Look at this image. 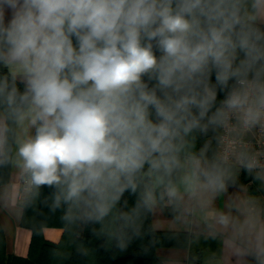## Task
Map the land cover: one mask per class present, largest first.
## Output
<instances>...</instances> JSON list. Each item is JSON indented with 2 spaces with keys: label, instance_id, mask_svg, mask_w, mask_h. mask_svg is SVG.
Here are the masks:
<instances>
[{
  "label": "clouds",
  "instance_id": "clouds-1",
  "mask_svg": "<svg viewBox=\"0 0 264 264\" xmlns=\"http://www.w3.org/2000/svg\"><path fill=\"white\" fill-rule=\"evenodd\" d=\"M0 68V163L15 145L66 219L101 223L125 191L137 210L178 183L219 193L227 169L186 149L264 127V0H0Z\"/></svg>",
  "mask_w": 264,
  "mask_h": 264
},
{
  "label": "crops",
  "instance_id": "crops-1",
  "mask_svg": "<svg viewBox=\"0 0 264 264\" xmlns=\"http://www.w3.org/2000/svg\"><path fill=\"white\" fill-rule=\"evenodd\" d=\"M196 144L194 133L186 151L195 154ZM10 156L7 180L0 184V228L6 255L26 258L32 232L20 224L26 197L21 187L25 173L15 162V145ZM212 158L204 160L215 162ZM223 167L231 178L222 192H190L178 183V200L165 195L163 202L157 198L151 207L155 230L183 232L187 238L185 247L157 248L163 264H195L189 260L190 251L202 255L200 264H264V179H257L264 175V169L249 172L244 167ZM222 215L227 223L220 222ZM62 232L59 227L42 229L43 237L51 243H58Z\"/></svg>",
  "mask_w": 264,
  "mask_h": 264
},
{
  "label": "trees",
  "instance_id": "trees-1",
  "mask_svg": "<svg viewBox=\"0 0 264 264\" xmlns=\"http://www.w3.org/2000/svg\"><path fill=\"white\" fill-rule=\"evenodd\" d=\"M7 72V69L0 68V74ZM222 98V95L217 97L218 100ZM219 131L220 128L204 135L197 133L195 154L207 146L204 158L213 159L214 156V161L218 162L216 145ZM7 163H0V184L7 180ZM55 195L56 190L53 188L43 186L37 190L31 187L29 198L22 204L20 223L32 232L28 256H7L0 228V264H163L156 254L157 248L187 245L183 232L153 228L151 208L137 210L140 189L136 193L125 191L101 223L66 219L68 205L61 203L60 207H54ZM157 198L163 202L166 196L161 197L157 189ZM122 213L130 214V218L121 219ZM44 227H59L63 230L58 243H51L43 237ZM201 258L202 255L195 256L190 251L191 262L200 264Z\"/></svg>",
  "mask_w": 264,
  "mask_h": 264
},
{
  "label": "built area",
  "instance_id": "built-area-1",
  "mask_svg": "<svg viewBox=\"0 0 264 264\" xmlns=\"http://www.w3.org/2000/svg\"><path fill=\"white\" fill-rule=\"evenodd\" d=\"M245 156L254 158L260 165L253 171L264 169V127L243 128L233 119L227 126L220 128L216 159L225 166L243 168L241 161ZM27 183L28 188H31Z\"/></svg>",
  "mask_w": 264,
  "mask_h": 264
},
{
  "label": "rangeland",
  "instance_id": "rangeland-1",
  "mask_svg": "<svg viewBox=\"0 0 264 264\" xmlns=\"http://www.w3.org/2000/svg\"><path fill=\"white\" fill-rule=\"evenodd\" d=\"M27 182H29L28 181V177L27 176H23L22 182H21V187H22L23 193L26 194V197H25L24 201L29 198V193L31 191V188H28V183ZM25 185H26V188H25Z\"/></svg>",
  "mask_w": 264,
  "mask_h": 264
}]
</instances>
